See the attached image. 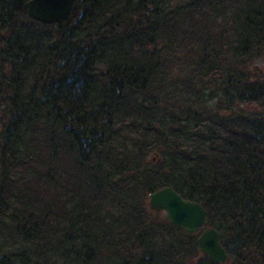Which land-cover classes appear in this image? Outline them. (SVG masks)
Masks as SVG:
<instances>
[{"label":"trees","instance_id":"1","mask_svg":"<svg viewBox=\"0 0 264 264\" xmlns=\"http://www.w3.org/2000/svg\"><path fill=\"white\" fill-rule=\"evenodd\" d=\"M180 1L74 0L47 25L0 0V264H264V0ZM177 32L193 87L158 111L144 96ZM167 185L207 210L225 263L155 220Z\"/></svg>","mask_w":264,"mask_h":264},{"label":"water","instance_id":"2","mask_svg":"<svg viewBox=\"0 0 264 264\" xmlns=\"http://www.w3.org/2000/svg\"><path fill=\"white\" fill-rule=\"evenodd\" d=\"M74 0H27L29 17L43 24L62 23L72 11ZM148 204L152 211L165 213L173 225L190 234H198V250L215 263H225L228 253L220 241L219 231L208 226V212L196 200L183 197L173 186L167 185L148 193ZM200 228H203L201 231Z\"/></svg>","mask_w":264,"mask_h":264},{"label":"rangeland","instance_id":"3","mask_svg":"<svg viewBox=\"0 0 264 264\" xmlns=\"http://www.w3.org/2000/svg\"><path fill=\"white\" fill-rule=\"evenodd\" d=\"M186 1L189 0H181L180 2ZM163 37L158 43L161 64L144 96L148 104L149 102L153 104L158 111L180 105L191 93L195 66L199 62L198 48L194 39H187L178 32L172 35L168 33ZM257 64L264 71V62L260 60ZM247 67L249 68V65ZM151 155L158 158L156 153H151ZM145 205L148 210L152 211L149 208L148 197L145 199ZM152 213L156 216L154 217L156 221L163 222L167 219L163 211H152ZM5 239L8 242L3 238L1 240L4 243L5 252H11L18 247V240L14 241L7 233H5Z\"/></svg>","mask_w":264,"mask_h":264}]
</instances>
